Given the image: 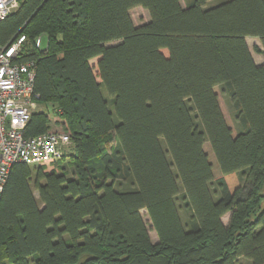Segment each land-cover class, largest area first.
Segmentation results:
<instances>
[{"label":"trees","instance_id":"1","mask_svg":"<svg viewBox=\"0 0 264 264\" xmlns=\"http://www.w3.org/2000/svg\"><path fill=\"white\" fill-rule=\"evenodd\" d=\"M184 3L19 0L0 21L34 61L25 134L50 129L51 103L71 144L59 172L12 164L0 264H264V62L246 42L264 57V0Z\"/></svg>","mask_w":264,"mask_h":264},{"label":"built area","instance_id":"2","mask_svg":"<svg viewBox=\"0 0 264 264\" xmlns=\"http://www.w3.org/2000/svg\"><path fill=\"white\" fill-rule=\"evenodd\" d=\"M19 0H0V21L17 9ZM24 34L16 33L0 44V196L12 164L44 165L59 159L68 150L70 136L64 130L49 129L26 135L25 128L38 109L34 93L35 68L31 59L18 61ZM41 39H35L40 46Z\"/></svg>","mask_w":264,"mask_h":264},{"label":"rangeland","instance_id":"3","mask_svg":"<svg viewBox=\"0 0 264 264\" xmlns=\"http://www.w3.org/2000/svg\"><path fill=\"white\" fill-rule=\"evenodd\" d=\"M185 2V0H181V3L183 4ZM185 4V3H184ZM130 16H131V19H132V21H133V23L135 24V25H139V24H141V23H143V22H146L147 20H148V18H149V15H148V12H147V10L146 9H144V8H142L141 6H135V7H133L131 10H130ZM45 37L44 36H42V42H41V44L43 45L44 43H45ZM247 42L249 43V46H250V48H251V52H252V54L257 58V60H259V59H261L262 58V54H260V53H258V52H256V51H254L253 50V46L254 45H257V46H260L261 47V44H260V41H259V39L258 38H256V37H252V36H248L247 37ZM112 43H114V41L112 42ZM163 51V53L165 54V55H167V51L166 50H162ZM92 64H93V71H94V73L96 74L97 73V69H96V58H93V59H91V61H90ZM104 90V89H103ZM219 101H220V105H221V109H222V111H223V113H224V116H225V118H226V120H227V122L229 123V125H231L232 127H233V129L234 130H236L237 129V126H238V124L236 123V121H235V119H234V115H233V113H232V110L228 107V105L225 103V101H224V98H223V96L222 95H219ZM41 104H39L38 103V106L39 107H41L40 106ZM56 105V104H55ZM52 106L53 107H55L54 106V104L52 105L51 103H49L48 104V106L46 107V105L45 106H43V108H42V110H44L45 112L46 111H48V124H49V128L50 129H58V130H64L65 132L67 131V132H69V130H68V127H67V124H66V122L64 123L63 122V119H62V117L56 112V111H53L51 108H52ZM65 125H66V127H65ZM69 134H70V132H69ZM206 144H207V148H209L210 149V147H208L209 146V144L206 142ZM71 145V144H70ZM70 148V147H69ZM68 148V149H69ZM210 157L215 161V159H214V156H213V153H212V151H211V153H210ZM65 163H66V159H64V160H60V161H58V164H47L46 166H45V170H47V171H49L50 169H56L58 172H59V166L60 167H64V165H65ZM215 164H216V166H217V163H216V161H215ZM63 165V166H62ZM217 168H218V166H217ZM217 168L214 170V177L216 178V177H218V175H219V171L217 170ZM66 170H67V172L69 173V174H71L70 172V169L67 167L66 168ZM35 194H37L36 192H35ZM142 217H143V219L145 220V221H147V225L148 226H150V222H149V217L147 216V214L144 212V210H142ZM149 234L154 238L155 237V234H154V231L149 227ZM239 263L240 264H250V262L248 261V260H246V259H239Z\"/></svg>","mask_w":264,"mask_h":264},{"label":"crops","instance_id":"4","mask_svg":"<svg viewBox=\"0 0 264 264\" xmlns=\"http://www.w3.org/2000/svg\"><path fill=\"white\" fill-rule=\"evenodd\" d=\"M247 37H248V36H247ZM247 37H246V42H247ZM249 37H250V36H249ZM247 44H248V47H249V49H250V51H251V48H250L248 42H247ZM251 55H252L254 61H255L257 64H260V63H263V62H264V57H263V55H262V58L259 59V60H257V58L252 54V52H251ZM38 108H39V107H38ZM46 113H47V112H46ZM228 215H229V214L227 213V214H225V215L222 217L224 223L227 222V220H228Z\"/></svg>","mask_w":264,"mask_h":264}]
</instances>
